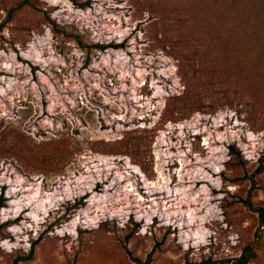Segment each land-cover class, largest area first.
I'll return each instance as SVG.
<instances>
[{
    "label": "rangeland",
    "instance_id": "1",
    "mask_svg": "<svg viewBox=\"0 0 264 264\" xmlns=\"http://www.w3.org/2000/svg\"><path fill=\"white\" fill-rule=\"evenodd\" d=\"M263 149L264 0H0V264H264Z\"/></svg>",
    "mask_w": 264,
    "mask_h": 264
},
{
    "label": "trees",
    "instance_id": "2",
    "mask_svg": "<svg viewBox=\"0 0 264 264\" xmlns=\"http://www.w3.org/2000/svg\"><path fill=\"white\" fill-rule=\"evenodd\" d=\"M14 10V8H11L9 11V16L11 14V12ZM259 172H264V149L262 151V153L260 154L259 158H258V164L256 166V169L254 171V173H259ZM250 179L252 180V185H255L254 183V177L253 175H250ZM245 204L248 207H252L249 199H245ZM4 206L3 204H0V207ZM254 209H256L259 212V217H260V225L264 226V207H252ZM260 226V227H261ZM260 245V241H259V232L258 230L256 231V237L254 239V241L247 243L239 256L234 257V258H225V259H213L211 257H207V258H202L199 261H189L186 260L185 262H183L182 264H249L250 260L254 257L255 253V248L257 246ZM20 259H15L12 264H17V262ZM139 264H148V259H146L145 261H138Z\"/></svg>",
    "mask_w": 264,
    "mask_h": 264
}]
</instances>
